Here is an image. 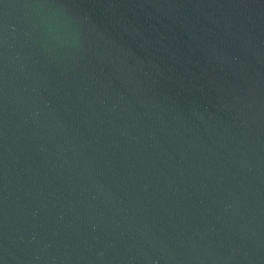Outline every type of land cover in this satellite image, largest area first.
<instances>
[{
  "label": "water",
  "instance_id": "95a60500",
  "mask_svg": "<svg viewBox=\"0 0 264 264\" xmlns=\"http://www.w3.org/2000/svg\"><path fill=\"white\" fill-rule=\"evenodd\" d=\"M0 264H264V0H0Z\"/></svg>",
  "mask_w": 264,
  "mask_h": 264
}]
</instances>
